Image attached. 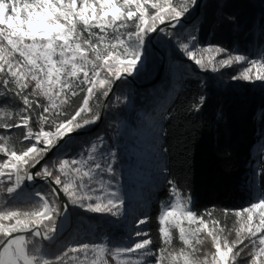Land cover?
Masks as SVG:
<instances>
[{
	"label": "snow or ice",
	"instance_id": "1",
	"mask_svg": "<svg viewBox=\"0 0 264 264\" xmlns=\"http://www.w3.org/2000/svg\"><path fill=\"white\" fill-rule=\"evenodd\" d=\"M198 6V0H0V101L15 97L23 104L16 115L0 111V264H264V191L238 209H223L222 221L209 209L196 211L191 197L167 177L159 246L147 215L130 224L127 237L116 244L76 242L54 258L44 245L57 239L69 205L125 217L117 153L105 151L104 138L75 156L62 150L101 119V99L110 96L115 82L144 66L153 36L166 38L200 71L246 62L232 79L264 82V57L200 44L199 28L194 19L189 22ZM81 94L68 112L71 98ZM13 129L23 130L19 149L11 140ZM54 150L56 158L49 160ZM163 151L157 149L160 165ZM37 180L46 189L24 190L25 182ZM18 198L33 202L31 209L8 206ZM233 216L229 227L227 218Z\"/></svg>",
	"mask_w": 264,
	"mask_h": 264
},
{
	"label": "trees",
	"instance_id": "2",
	"mask_svg": "<svg viewBox=\"0 0 264 264\" xmlns=\"http://www.w3.org/2000/svg\"><path fill=\"white\" fill-rule=\"evenodd\" d=\"M191 18L199 28L197 35L201 45L220 46L228 52L254 58L264 57V0H205L201 11ZM162 40L157 37L155 41L162 57L168 62L173 59L180 61L166 38ZM164 42L172 52V59H168V48L162 45ZM147 55L159 67L155 52L147 50ZM229 73L222 71L221 76L227 78ZM218 76L198 71L186 73L179 82L180 86L169 93L167 102H162L159 145L166 150L162 153V166L166 165V171L158 184L148 189L154 199L145 207V213L150 217L147 227L157 246L160 244V203L169 199L165 177L176 181L183 194L191 197L196 211L209 209L222 221L225 219L223 209H238L251 202L253 195L248 183L254 181L251 174L254 170L258 173L259 192L264 191V157L260 158L258 152L255 153L258 145L264 153V94L222 89L216 84ZM135 80L144 83L139 77ZM126 88L133 93L135 106L150 110L151 105L148 100H142L143 95L150 98L152 94L158 96L161 91L168 93L171 82L166 77L157 86L136 87L125 80L118 81L110 97L101 99L99 110L101 113L104 110L102 120L91 126L86 135H77L75 141L62 150L64 154L74 155L90 140L108 134L113 118L111 112L114 111L112 96L121 95ZM82 95L71 98V106L66 109L68 112L79 105ZM201 97L204 98L202 105ZM12 100L23 106L18 98L12 97ZM197 107L199 111L195 110ZM31 123L34 129L38 128L35 117ZM11 132L19 137L23 134L22 129ZM40 186L47 187L44 183ZM32 204L31 201L20 200L11 201L8 206L30 210ZM138 214H143V211ZM70 215L73 238L77 241L82 239L78 235L83 228L78 217L98 222L97 216L85 215L74 207H70ZM235 219L234 216L227 218L229 227ZM107 232L117 236L121 230L108 228ZM69 241L73 239L48 247L50 256L54 258ZM175 242L179 245L178 239Z\"/></svg>",
	"mask_w": 264,
	"mask_h": 264
},
{
	"label": "rangeland",
	"instance_id": "3",
	"mask_svg": "<svg viewBox=\"0 0 264 264\" xmlns=\"http://www.w3.org/2000/svg\"><path fill=\"white\" fill-rule=\"evenodd\" d=\"M195 12L196 8L189 17V22L194 19L191 18L192 16H196ZM157 37H159V39L163 42L162 37L153 36L147 45L148 51L153 50L151 43L155 42ZM162 45L163 47L168 48L165 42ZM173 50L179 55L180 61L173 59L172 62L171 60L168 62L169 60L164 59L158 51H155V54L158 57L159 67L154 65L151 58L147 55L144 61V66L139 72L132 75V77H139L142 81H144V87H152L153 85L157 86L162 79L168 77L171 82L170 92L165 93L163 91V93L161 91L158 96L155 94L151 95L150 93V98L143 95L142 100H148L149 105H151L150 110L135 106L133 93L127 89L128 87L121 95L116 94L115 96H112L114 111L111 112L113 118L110 122V128L107 134L108 136L100 135L104 138L105 151L111 149L117 153L115 168L118 173L117 182L119 184V190L125 199V217L117 220L116 218L110 216L87 213L82 209L74 207L85 215L97 216L98 222H95L93 219L83 218L82 216L78 217L83 224V228L81 229L82 232L78 235L81 236L82 239L77 241V239L73 238L74 232L71 224L66 228L64 236L54 245L61 244L64 240L67 242L69 238L71 240L73 239V241H69L67 246L83 241L111 242L112 244H116L120 240L127 237L130 232V224H134L140 216L146 215L145 207H147L148 203L154 199L151 195H149L148 189L158 184L160 179L164 176V172L161 173L159 171V168L162 166L158 163L161 153L157 152V149L160 148L159 126L163 119V117H161L162 102H167L170 95L169 93H171L173 89H177L180 86L179 82L180 80H183L186 73L193 74L195 71H198L202 74L207 73L209 75H219L216 78V84L222 89L238 93L255 91L264 94V82L232 79L234 75H237L240 71H242L243 67L247 66L246 62H234L232 66L221 68L215 73L210 70L200 71L198 66H196L193 62L188 61L178 48H173ZM167 51L168 59H172L171 50L168 48ZM234 54L240 53L234 52ZM224 55L225 54L223 53L219 54L217 58H222ZM246 57L250 59L261 58ZM222 71H228L231 73H229L227 78H225L221 76ZM127 77L128 76H125L122 80L128 82ZM117 97H120V99L117 100ZM21 108H23V106L17 105L12 100V97H5L4 101H0V111H12L13 114L16 115ZM91 126L82 131L88 130ZM22 136L19 137V135L15 134V132H11V140L17 148L21 145ZM95 139H97V137L90 140L87 145H83L78 153L84 151V149L90 145L91 141ZM257 152L260 158L264 157V153L259 145L256 147L255 153ZM78 153L71 156H75ZM56 155L57 153L54 150L49 154L48 158L53 160L56 158ZM251 174L254 176V181L248 183V188L252 192L253 196L251 201H253L259 197L261 192H259L260 190L257 182L258 173L254 170ZM27 185H29L28 182H25L23 187H27ZM36 189L43 190L46 189V187H42L40 184L35 183L34 187L30 189V192L35 191ZM5 199L7 200L8 198L5 197ZM70 207L73 206L69 205L68 209H70ZM142 211L143 214H138ZM108 228L111 229V231L121 230V232H119L117 236H112L107 232ZM48 247L50 246H45L46 250ZM112 264H115V261H113Z\"/></svg>",
	"mask_w": 264,
	"mask_h": 264
},
{
	"label": "water",
	"instance_id": "4",
	"mask_svg": "<svg viewBox=\"0 0 264 264\" xmlns=\"http://www.w3.org/2000/svg\"><path fill=\"white\" fill-rule=\"evenodd\" d=\"M204 1H205V0H199V1H198L199 6L196 8L195 15H197V14L201 11V7H202ZM151 47H152V49H153L154 52H155V51H158V52H159V49H158V47L156 46L155 42H152V43H151ZM159 53H160V52H159ZM162 59H163V58H162ZM121 80H122V79H121ZM127 80H128V82H130L131 84L135 85L136 87H144V86H145V84L137 82V81L135 80V78L132 77V76H128V77H127ZM119 81H120V80H119ZM117 82H118V81L115 82L114 87H115V85H116ZM113 90H114V88H113ZM110 95H111V93H110ZM103 113H104V110H103V112H102V117H103ZM102 117H101L100 121L102 120ZM87 132H88V130H86V131H81V132H80L79 134H77V135H86ZM35 183H37V184H42V183H44V182H43V181H40V180H37ZM61 197H62V194H61ZM68 212H69V224L71 225V224H72V219H71V215H70V209H68ZM60 239H61V238H59V240H60ZM59 240L53 241L52 243L44 242V245H45V246H50V247H52V246H54V244H55L57 241H59Z\"/></svg>",
	"mask_w": 264,
	"mask_h": 264
},
{
	"label": "bare ground",
	"instance_id": "5",
	"mask_svg": "<svg viewBox=\"0 0 264 264\" xmlns=\"http://www.w3.org/2000/svg\"><path fill=\"white\" fill-rule=\"evenodd\" d=\"M28 184L33 188L35 182H34V183H28ZM68 226H70V224H69V212H68V214H67V221L64 223V225H63V229L58 233V236H57V239H56V240H59V238H62V237L64 236V234L66 233V228H67ZM56 240H55V241H56ZM49 243H52V242H49Z\"/></svg>",
	"mask_w": 264,
	"mask_h": 264
},
{
	"label": "built area",
	"instance_id": "6",
	"mask_svg": "<svg viewBox=\"0 0 264 264\" xmlns=\"http://www.w3.org/2000/svg\"><path fill=\"white\" fill-rule=\"evenodd\" d=\"M24 188V190L25 191H28V192H30V189L32 188L30 185H27V187H23ZM19 200H23V199H21V198H18L17 200H15V201H19Z\"/></svg>",
	"mask_w": 264,
	"mask_h": 264
}]
</instances>
